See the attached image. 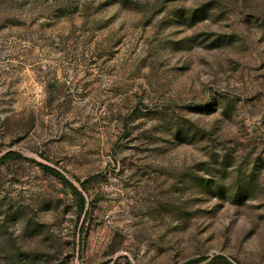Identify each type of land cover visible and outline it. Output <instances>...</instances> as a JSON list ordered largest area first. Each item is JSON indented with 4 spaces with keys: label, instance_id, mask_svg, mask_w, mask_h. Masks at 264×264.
Wrapping results in <instances>:
<instances>
[{
    "label": "rangeland",
    "instance_id": "rangeland-1",
    "mask_svg": "<svg viewBox=\"0 0 264 264\" xmlns=\"http://www.w3.org/2000/svg\"><path fill=\"white\" fill-rule=\"evenodd\" d=\"M190 259L264 264V0H0V264Z\"/></svg>",
    "mask_w": 264,
    "mask_h": 264
},
{
    "label": "trees",
    "instance_id": "trees-1",
    "mask_svg": "<svg viewBox=\"0 0 264 264\" xmlns=\"http://www.w3.org/2000/svg\"><path fill=\"white\" fill-rule=\"evenodd\" d=\"M44 169H47L48 171H51V172H56L54 169L49 168L47 166H44ZM197 260L198 259H190L187 262H185L184 264H194Z\"/></svg>",
    "mask_w": 264,
    "mask_h": 264
}]
</instances>
